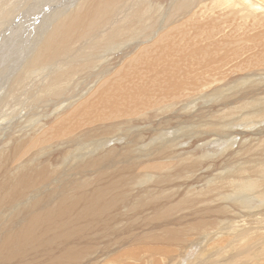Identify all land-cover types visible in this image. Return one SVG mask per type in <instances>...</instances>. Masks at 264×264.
<instances>
[{"label": "bare ground", "instance_id": "1", "mask_svg": "<svg viewBox=\"0 0 264 264\" xmlns=\"http://www.w3.org/2000/svg\"><path fill=\"white\" fill-rule=\"evenodd\" d=\"M6 1L0 0V7L6 9L2 5ZM66 1L58 0V6L63 4L72 9L59 10L61 15L50 31L36 45L33 54L25 56L20 63L21 71L31 83L42 79L47 87H41L42 94L51 89L53 100L86 101L78 110L73 108L70 117L64 116L65 113V119L72 122L66 124L60 118L49 136L37 132L42 125H36L31 131L35 134L30 137V130L23 125L21 134L14 131L18 135L13 136L12 147L6 145L0 153V264H236L238 261L262 264L264 227L254 228L253 224L257 218L264 220V211L259 210L264 206V149L260 155L255 154L260 157L255 160L241 155L236 160L232 154L221 164L230 167L224 175L217 174L220 168L214 164L227 152H234L237 141L230 131L233 127L238 123L245 126L251 122L250 116L256 121V113H262L259 117L264 121L263 105L253 107L250 116H239L237 121H228L226 115L210 116V119L201 115L200 119L208 121L202 125L203 134L198 135L202 128L197 126V131L194 125L187 131L186 138L193 132L197 143L193 149L181 153L183 163L176 166L174 159L176 167H172L167 165L170 159L163 160L167 163L152 164L156 158L167 156L168 148L173 146L169 139L168 143L160 144L167 134L152 133L159 130L156 118L160 113L168 116L177 110L175 101L181 100V93L194 84L182 78L185 70L181 64L190 61L191 56L207 52L201 49L178 55L168 41L158 51L146 47V53L142 52L139 41L135 40L142 32L148 35L146 31H153L155 26L145 28L142 24L145 5L129 17L128 12L124 21L122 10L126 0H85L79 7L72 0ZM230 1H238L236 13L246 11L244 14L255 19L245 21L250 30L245 32L243 26L242 43L249 42L246 39L259 41L256 34L259 39L264 37V0ZM251 1L260 4L258 20ZM194 4L192 0H177L173 2L172 13H186ZM13 20L19 24L13 25L12 30L19 33L24 26L23 14ZM7 21L6 24L11 20ZM171 21L172 17H168L166 27ZM8 28L0 27V36H11ZM124 45L128 46L122 49ZM244 48L242 54L251 52L249 46ZM236 51L237 48L232 50V54ZM261 63L256 61L254 65L260 67ZM186 66L193 70L191 64ZM259 76L248 77L247 84L251 87L260 84L262 75ZM18 79L22 82L24 77ZM28 86L26 93L38 92L37 87ZM41 96L38 93L26 98L42 100ZM229 101H217L213 106L219 107L218 112L225 109L229 115L250 106L226 109L232 105ZM42 107L46 108V104ZM195 108H199L198 104ZM184 109L181 107L180 112ZM72 125L75 126L67 130ZM256 136V139H242L238 148L252 140L264 145V129ZM59 142H64L59 144L60 149L67 151L58 162L50 163L59 154L58 149L51 147ZM218 145L220 148H216ZM45 151L48 154L44 156ZM250 163L253 165L246 167ZM253 175L257 176L252 178ZM192 186L198 189V194ZM250 194H255L258 200L247 201ZM200 196L207 197L210 203L217 200L219 205L202 202ZM228 205L240 214L241 209L245 210L240 215L242 220L237 222L236 212L231 213ZM251 208L259 211L253 213ZM192 212L191 220H184L183 216ZM180 224L187 225L178 228ZM254 233H260L259 237L255 239ZM213 242L220 246H215L212 252Z\"/></svg>", "mask_w": 264, "mask_h": 264}, {"label": "rangeland", "instance_id": "2", "mask_svg": "<svg viewBox=\"0 0 264 264\" xmlns=\"http://www.w3.org/2000/svg\"><path fill=\"white\" fill-rule=\"evenodd\" d=\"M12 1L7 0L6 3L2 4L3 6L6 7L8 11L0 7V27H5L7 25V28L8 27L10 28L11 26L10 29L8 28V33L11 32V36H8V35L0 36V153L2 152V150L6 148V145H8L9 148L12 147L13 142L11 140L13 136L18 135L16 133L21 134L20 131L24 130V129H21L23 125H26L28 130H30V132L36 128V125L38 126L42 125L41 130L37 128V132L40 131L39 132L40 134L44 132L46 136H49L50 132L56 129L57 122L60 118H63L62 121L66 120L65 121L66 124H68L69 122H72L71 119L69 118L65 119L64 116L70 117V114L73 112V108L74 110H78L77 108H79L80 105L84 101H86V100H77V101L76 100H71V101L63 100L64 101L63 102L61 100H53L51 96L52 95L51 89L49 88L46 89L45 93L42 94L41 87L47 88L45 85H43V80L37 79L34 83L27 81L26 77L23 75L21 71V65H20V63L22 62L25 56L29 57L33 54L34 49H36V47L41 42L43 37L50 31V29L54 25L55 20L58 19V17L61 15L59 10L63 9L62 10L63 12L64 10L65 12H69L72 8L68 9L67 5H63V4L58 6V0H12ZM84 1L85 0H77V1L72 0L75 7L81 6ZM126 1L127 2H125L123 6V10H122L123 11L122 19H125L124 21H126L128 19L127 17L131 16L134 12L140 10L142 8V5H145L144 15L146 17L142 19V24L144 23L143 26H145V28H150L152 24L153 25L155 24V26L153 27L154 30L153 31L150 30V32H152L151 34H149L150 32L147 33L146 31V34L148 35H145L144 32H142V34L140 35V38L135 40V41H139L138 45L140 44V47H141L140 50L142 52L146 53L145 50H148L147 48H152L154 52L158 51L160 50L162 44L163 45L166 44L167 41L173 45V48L175 49V51L178 52V55L187 54V53L193 54V52H198L201 49L207 52L206 55L197 54L196 56H193V57L191 56L190 61L186 60L181 64V69L185 70L184 75H181L182 78H188V80H190L194 84L189 85L185 93H181V100L174 99L176 100L175 102L178 104L177 110L170 112L168 116H165L162 113H160L161 116L158 115L157 117L158 119L156 118L155 121L158 124L157 128L159 130H154L152 133L155 135L156 133L164 134V136L167 134L166 135L167 139L165 138L164 142L162 141L160 144L168 143L167 141L169 139L170 143H172L173 146L172 148L170 147L168 148V151L169 150L170 151L167 153V156L163 158L162 157L156 158V160L152 161V164H162L161 162L167 163V161H169L170 159L172 161L170 160L169 163H167V165L172 166V167H176L177 164L180 165L181 162L183 163L184 161L182 160L183 152L193 149L197 143L196 142L197 139L195 138L196 135L194 136L193 132L187 135V138H188L187 140L186 138L187 131H191L192 126L194 125L196 127L198 126L199 128L200 127L202 128L201 130L199 129V131H198V127L195 128V130L197 129L198 131L197 134L198 135H200L201 133L203 134L202 131H203L204 123L208 121V119H205V118L200 119L201 115L206 116L209 119H210V116L219 117L221 115H226L225 118H228L227 119L228 121H230L229 119H235V121H237V120H240L239 116H250V113L252 112L253 107L259 108L260 104L263 105L264 107V45H263L264 37L262 36L263 38L260 37L259 39V36L256 34L259 41L252 42L246 39L249 42H247L246 44L242 43L243 37L241 36V32L245 29H246L245 32H248L250 30V28L248 27V24H246L245 21L249 22L250 18L252 19L251 21H254L255 19L252 18L251 15L248 16L247 14H244V12L246 11H241L239 13H236L238 9L237 5H239L238 1L235 3V1H230V0H194V1L192 0V2L196 4H194L192 8L190 7L189 11L187 10L186 13L185 12L184 13H174L173 12L174 14L172 13L173 2L177 0H134V1L126 0ZM178 1L181 2V0H178ZM10 2H12L14 6H12ZM63 2L65 3L68 1L63 0ZM23 3H25V5ZM251 3L254 5V8H255L254 11H255V17H256L258 14H261V12L257 10L260 4H258L257 2H253V1H251ZM140 4L141 6L139 7ZM35 6H38V7L35 8V10H33L32 8H34ZM158 6L160 9H158ZM254 11L252 10V12ZM128 12L130 15L129 14L127 15ZM249 12L252 13L251 11ZM20 14L21 15L23 14L24 26L22 27L19 33L16 31L15 33L13 32L14 30H12V27L13 25L19 24V23H17V21H14L13 19L14 17H17ZM24 16L26 17L24 18ZM33 17L35 18L33 19ZM168 17L169 19L172 17V21L170 22V25L166 27V22H167ZM247 18L249 20H247ZM9 19L11 21H9ZM173 19L176 21H174ZM7 20L9 21V23ZM28 20H30V25L28 23L29 22ZM256 20H258V18ZM6 21L9 24V26L8 24L5 23ZM25 22L28 24H26ZM193 22H196V23H193ZM260 23L261 22H259V24ZM243 26L245 27V29ZM219 27L220 29H216ZM263 29H264V25H263ZM8 37H10L11 39L8 40L9 39ZM158 40H163V41L165 40V43H161ZM143 41L145 44L143 43ZM25 44H26V47L24 48L23 46H25ZM221 45L225 46L224 49L221 47ZM126 46L128 45L122 46V49L123 47L125 48ZM244 46H249L251 52H246L245 54H242L241 50L245 49ZM235 48H237L238 51L232 54V50H235ZM182 49H184L185 52H182ZM256 61L262 62L261 63L262 66L255 67L254 64ZM186 64H191L193 67V70L189 71L187 69ZM17 65H20V66L18 67ZM229 67L231 68V70L229 69ZM259 75H262V80L260 84L255 85V87H251L250 86L251 84L249 83L247 84V82H249V79H247L248 77L258 79L260 77ZM18 76H23L24 80L22 82H19L20 79H18ZM159 81L162 82L161 79H159ZM29 84L34 87H37L38 92L26 93V91L29 90L28 89ZM200 84L203 85V86L201 85L203 89L200 88ZM25 85L27 86L24 87ZM87 89H84L83 92H86ZM163 89H165L164 84H163ZM14 90H17V91H14ZM38 93H41V95H43L41 96L42 100H28L26 98L28 97V95H34ZM171 94H172V91H171ZM234 96H238V97L232 98ZM217 98L219 99L217 100ZM262 99H263V102H261ZM222 100H230L229 102L230 104H232V105L227 106L226 109H231L232 106L234 108H237V107L247 105V104H250V106L247 108L243 106L239 110L240 113H235V114L231 113V115H229L227 114V112H224L225 109H222V112H223L222 113V112H218L219 107L213 106L217 101H222ZM73 101H76V102L73 103ZM44 104H46L47 109L42 107ZM197 104L199 107L198 109L195 108ZM53 105H55L56 107H54ZM70 105H72L73 107ZM57 107L59 109L58 111H56L55 109ZM181 107L185 109L184 111L180 112ZM49 108L51 110L50 112H49ZM68 109L69 111H67ZM65 113L66 115H64ZM39 115L41 116V118H39L40 117ZM56 115L58 116V119ZM259 115H262V113H256V116H254V118L257 119L256 121L253 120V118L250 116V118L249 117L248 118L249 120H251V122L249 121L246 122L247 124L245 126H244V123H238L236 127H233L230 130L233 132L235 136L234 140L237 141V145L234 146V150H233L234 152H231V153L227 152L225 157L215 162L214 164L215 168L218 166L220 168L217 174L224 175L229 170L230 167H225L226 165L221 166V164L226 162V159L230 157L232 154L234 155V159L236 160L240 158V155L242 157H245V156L251 157L252 160L260 158L259 156H255V154L260 155L262 150L264 149V145L261 142L257 143L252 140L249 143L248 141L246 144L243 143L241 147L238 148L242 139L244 140L245 139H256V137H258L256 136L257 132L264 129V121L261 120V117H259ZM37 117L41 119L39 120L40 122L37 120L38 119ZM42 117L43 119L45 118V120H43ZM85 119L87 118L85 117L83 119L84 120L83 122L86 121ZM201 120L203 121V123L201 122ZM233 121L228 122V123H233ZM37 122L41 124H37ZM140 123H142L141 119H140ZM53 124H55V126ZM142 125L143 123L140 124V127H142ZM74 126L75 125L68 127L67 130H71ZM59 127H61L60 123H58V128ZM240 127H243V129H241ZM236 128L238 130L237 132L235 131ZM14 131L16 132L15 134H14ZM34 134H35L34 132H31L30 137ZM221 136L222 135H219L217 137H221ZM191 138H193L194 141H191L192 140ZM157 141H161V140H157ZM59 144L63 145L64 142H59L58 145L55 144L54 146L51 147L52 149H58L59 154L58 153L56 154H58L59 156L56 155L57 157L56 156L52 157L49 160V162L52 159H55V160L53 162L51 161L50 163L55 164L56 162H58L61 159L60 158L61 154L67 151L65 149H60ZM188 145L189 147H187ZM227 145H229V143ZM175 146L177 149H175ZM182 146L184 147V149ZM212 146H215V144ZM248 146H250V148H248ZM48 147H46V149L52 150L51 148H48ZM216 148H220L219 145L216 146ZM12 150L15 152L14 146ZM46 154H48V151L44 152V156ZM179 154L181 155L178 156ZM9 155L12 156V153H10ZM174 159H176L174 161L176 166L174 165V162H173ZM163 160H167V161H163ZM251 165L253 164L252 163L247 164L246 167L251 166ZM207 169H205V171H207ZM208 170L212 171V168H209ZM194 171H197V170H194ZM187 175L186 177L190 178L189 174ZM256 176L257 175H253L252 178H255ZM173 178L176 179L177 177H173ZM186 181H191V180H186ZM192 188L194 189L195 193L197 194L199 193L198 189L195 186H192ZM44 191H46L45 188H44ZM255 194L254 196H256ZM252 196L253 194H250V196L248 195L247 201L250 202L251 200H254L256 202L258 200V197L256 196L254 198V196L253 197ZM177 200L178 199H176V201ZM201 201L209 203V205L211 206H213L214 203L219 205V202L217 200L213 202L211 201L210 203V200L207 197L201 199ZM229 206L230 205H228V209H229ZM221 207L223 208V206ZM186 209H189V208H186ZM259 210L264 211V206H262V208ZM259 210H257V208H251V211L253 213H257ZM229 211L231 213L236 212L235 214L237 215H235V217L238 216L236 219L237 222L242 220L240 215H242L243 211L245 212L244 209H241V214H240V212L236 211V209H233V208L231 209V206H230ZM188 215L183 216L185 217L184 220L186 219L191 220V218L194 216V212ZM244 217H248V216H244ZM257 220L258 221L253 224L254 228L257 226L264 227V220H260L259 218H257ZM186 225L180 224L177 227L183 228ZM259 234L260 233H254L255 239L259 237ZM212 245H213V247L211 248L212 252L215 246H220L218 245V242H213ZM239 263H240L239 261L236 262V264H239ZM262 264H264V262H262Z\"/></svg>", "mask_w": 264, "mask_h": 264}]
</instances>
